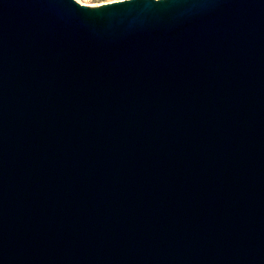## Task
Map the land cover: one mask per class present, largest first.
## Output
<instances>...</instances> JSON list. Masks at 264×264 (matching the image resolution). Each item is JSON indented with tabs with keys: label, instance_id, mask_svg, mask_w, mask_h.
<instances>
[{
	"label": "water",
	"instance_id": "95a60500",
	"mask_svg": "<svg viewBox=\"0 0 264 264\" xmlns=\"http://www.w3.org/2000/svg\"><path fill=\"white\" fill-rule=\"evenodd\" d=\"M0 264H264V0H0Z\"/></svg>",
	"mask_w": 264,
	"mask_h": 264
},
{
	"label": "rangeland",
	"instance_id": "374dc122",
	"mask_svg": "<svg viewBox=\"0 0 264 264\" xmlns=\"http://www.w3.org/2000/svg\"><path fill=\"white\" fill-rule=\"evenodd\" d=\"M80 3L90 5V6H96L100 5L103 3H108V2H113V1H118V0H77Z\"/></svg>",
	"mask_w": 264,
	"mask_h": 264
}]
</instances>
